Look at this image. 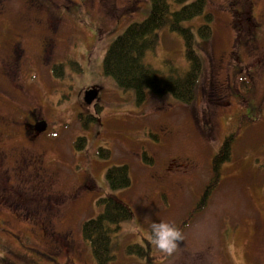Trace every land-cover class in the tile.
<instances>
[{
    "label": "rangeland",
    "instance_id": "rangeland-1",
    "mask_svg": "<svg viewBox=\"0 0 264 264\" xmlns=\"http://www.w3.org/2000/svg\"><path fill=\"white\" fill-rule=\"evenodd\" d=\"M29 1L2 0L0 53L7 54L13 35L20 42V65L8 69L11 82L0 78V115L17 120L40 106L50 134L34 142L0 136V264H95L80 227L97 215L95 201L107 193L131 213L114 237L111 264H264V27L253 47L243 44L229 12L233 0H206L213 33L207 42L195 38L203 68L194 100L182 104L147 92L137 105L132 91L102 73V59L125 27L146 18L148 0H38L42 12L28 7ZM158 35L144 62L162 76L171 67L183 72L187 62L178 35L166 29ZM58 66L59 77L53 74ZM226 75L232 89L224 96ZM87 90L97 92L89 105L82 99ZM50 101H57L51 109ZM236 130L218 185L193 211L212 176L213 155ZM79 137L86 146L76 151ZM142 152L151 166L142 163ZM23 163L40 184H19L26 177L22 167L21 175H5V168ZM123 165L130 186L111 192L106 170ZM160 221L183 236L171 256L150 238L151 225ZM143 239L150 243L148 261L125 253Z\"/></svg>",
    "mask_w": 264,
    "mask_h": 264
},
{
    "label": "trees",
    "instance_id": "trees-1",
    "mask_svg": "<svg viewBox=\"0 0 264 264\" xmlns=\"http://www.w3.org/2000/svg\"><path fill=\"white\" fill-rule=\"evenodd\" d=\"M148 1L150 10L146 18L125 27L109 44L102 59V73L110 77L118 87L132 91L137 105L145 102L147 92L158 97L168 94L182 104H189L195 98L196 87L203 68L202 59L196 47L199 50L198 43L211 39L213 14L207 11L206 0ZM173 5L175 9L171 8ZM197 18L201 21L195 24L194 20ZM165 29L177 34L180 38L187 67L183 72H177L171 67L169 72L162 76L159 71L144 62V57L147 52L155 49L159 41L158 33ZM196 37L199 41L195 47ZM56 68L58 71L55 70ZM59 69L61 66L54 68V76H61ZM244 86L243 82L242 87ZM93 119L91 118L92 121ZM86 123L83 122V125ZM237 132L238 130L224 137L217 152L213 155L212 176L209 183L204 186L193 211L204 206L208 195L218 185L220 169L224 163L229 161L232 142ZM85 141V137L76 139L73 144L74 150H84ZM103 151L101 147L97 150L98 154ZM141 155L142 163L151 166L150 156L143 152ZM105 180L111 192L128 188L130 178L127 166L109 167L105 173ZM95 205L100 208V211L95 217L81 224V237L89 247L95 264H111L116 248L114 237L121 224L131 219V213L112 193H107L97 199ZM125 253L148 261L151 258L150 243L143 239L142 245H127Z\"/></svg>",
    "mask_w": 264,
    "mask_h": 264
},
{
    "label": "flooded vegetation",
    "instance_id": "flooded-vegetation-1",
    "mask_svg": "<svg viewBox=\"0 0 264 264\" xmlns=\"http://www.w3.org/2000/svg\"><path fill=\"white\" fill-rule=\"evenodd\" d=\"M257 3H260L261 7L256 11V14H253L254 8ZM26 4L28 5V7L34 10L36 9L39 12H42L44 9V6L40 4L38 0H30ZM232 5H234V7L230 8L229 12L231 13V16H233V19L235 20L237 25L238 24L240 25V27L237 28L238 34H239L238 41L243 44H247V45L249 44L251 45L252 43L251 46L253 47L254 42L258 36V35L256 36L257 32L259 30H263V27H264V0H233ZM1 8H2V0H0V10ZM34 22L38 23V21H34ZM245 25L247 26L250 25V27L246 28ZM0 30H1V35L3 36L2 32H6V31H4L2 28H0ZM243 32L245 33L243 34ZM245 34L246 35L248 34V36H245ZM15 37L17 36L14 35V38ZM9 39H10V44H11L9 51L4 56L0 53V78L1 79L4 78L5 80H7V77H8L9 81L11 82L12 77L7 73V71L8 69L11 70L12 68L16 70L18 66L20 65V61H19L20 58H19V53H18V49H19L18 45L20 42L13 41V35H10ZM44 40L46 41L48 40L47 46H50V38H47V39L44 38ZM234 60L236 61V58H234ZM222 61H223L222 58L215 60V66H217L218 62L222 63ZM230 61H232V59ZM46 63H47L46 61H43L41 63V66L44 65L45 67ZM225 81L227 82V84H224L225 90L223 92L227 94H224V96L229 95V90L232 89V86H230L228 82L227 75H226ZM217 86L221 87L222 84L217 82ZM219 89L222 91V88H219ZM20 92H22V90H20ZM216 92L217 91L215 90V93ZM5 97L6 95L3 93L2 99L4 100ZM56 102L54 101V103H51L50 101L49 108L51 109L53 105L55 106ZM33 111H37L36 112L38 114L37 118L35 117V113ZM33 111L27 110L24 113V116H22L20 119H17V120H13L12 117L7 116V115L6 116L0 115V125L1 127H4L6 129V131H4L5 134L0 132V136L2 135L4 137L5 136L6 137L21 136L23 139L27 141L34 142L36 139H39L40 137H43L47 134L49 135L50 132L47 133L48 123L45 118L41 117L42 107L37 106L36 109ZM61 128H62V125H61ZM2 158H4L3 152L0 151V169L4 168L3 163H2V160H3ZM28 162H30L31 164L32 160H28ZM30 164L23 163V165L20 166L19 168H17V166L13 168H5V171H4L5 175H7L8 172L12 171L14 172L15 176H17V174H20V168L22 167L23 169H25L24 173L26 174V177H24L23 175L21 178H19L20 180L19 184H24V183L40 184L30 174L27 175L26 169ZM0 176H2L1 172H0ZM29 177L30 179H28ZM9 178L10 176H5L3 179V183H8ZM40 179H42L45 182V178L40 177ZM50 248L58 251L57 247L50 246Z\"/></svg>",
    "mask_w": 264,
    "mask_h": 264
},
{
    "label": "clouds",
    "instance_id": "clouds-1",
    "mask_svg": "<svg viewBox=\"0 0 264 264\" xmlns=\"http://www.w3.org/2000/svg\"><path fill=\"white\" fill-rule=\"evenodd\" d=\"M150 238L162 254L171 256L183 240L181 231L172 223L160 221L151 225Z\"/></svg>",
    "mask_w": 264,
    "mask_h": 264
},
{
    "label": "water",
    "instance_id": "water-1",
    "mask_svg": "<svg viewBox=\"0 0 264 264\" xmlns=\"http://www.w3.org/2000/svg\"><path fill=\"white\" fill-rule=\"evenodd\" d=\"M97 92L94 90H87L84 92L83 95V102L86 105L91 104V102L96 98Z\"/></svg>",
    "mask_w": 264,
    "mask_h": 264
}]
</instances>
